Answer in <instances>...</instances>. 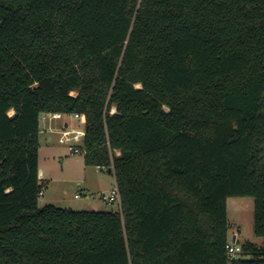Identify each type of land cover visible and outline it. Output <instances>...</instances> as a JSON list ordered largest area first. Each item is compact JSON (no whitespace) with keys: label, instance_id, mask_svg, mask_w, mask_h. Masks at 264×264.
<instances>
[{"label":"trees","instance_id":"obj_1","mask_svg":"<svg viewBox=\"0 0 264 264\" xmlns=\"http://www.w3.org/2000/svg\"><path fill=\"white\" fill-rule=\"evenodd\" d=\"M42 114L84 116L117 212L38 206ZM230 197L264 238V0H0V264H264Z\"/></svg>","mask_w":264,"mask_h":264},{"label":"rangeland","instance_id":"obj_2","mask_svg":"<svg viewBox=\"0 0 264 264\" xmlns=\"http://www.w3.org/2000/svg\"><path fill=\"white\" fill-rule=\"evenodd\" d=\"M73 123V128L83 131L78 120L63 115L60 120H43L40 123ZM49 122V123H50ZM41 143L38 161L44 169L45 179L41 181L42 194L38 206L53 205L59 208L85 212H117V204H108L100 199V194H109L114 187V176L106 170L87 167L83 163V154H73L69 146L80 149L81 141L61 144L59 135H47ZM81 150V149H80ZM83 189L81 195V191ZM77 195V197H75ZM228 222V242L232 243L233 235L239 245L247 242L264 248V238L253 234V199L249 197H230L226 200ZM248 259L249 257H245Z\"/></svg>","mask_w":264,"mask_h":264},{"label":"built area","instance_id":"obj_3","mask_svg":"<svg viewBox=\"0 0 264 264\" xmlns=\"http://www.w3.org/2000/svg\"><path fill=\"white\" fill-rule=\"evenodd\" d=\"M61 114H42L40 116V121L43 120H60L62 119ZM71 118L78 120L79 123H82L84 120L83 115L79 114H73L69 115ZM83 136V131L80 130H73V129H64L59 133V138L58 142L61 144H70V143H77L82 140ZM69 151L73 154H79L82 153L83 155L85 154L84 150H80L77 148H74L72 146H69ZM42 193H40L41 195ZM100 199L103 202H106L108 204H117L118 207L120 208V200H119V194L116 186H114L109 194L101 193L100 194ZM226 251H227V257L229 260L236 259L239 254L241 253V246L236 243L235 241L232 243H228L226 245Z\"/></svg>","mask_w":264,"mask_h":264},{"label":"crops","instance_id":"obj_4","mask_svg":"<svg viewBox=\"0 0 264 264\" xmlns=\"http://www.w3.org/2000/svg\"><path fill=\"white\" fill-rule=\"evenodd\" d=\"M52 121V120H51ZM84 121L85 119L83 120L82 123H78L79 125H82L84 127ZM48 121V123H40L39 122V139L40 137H44V143L45 145L46 144V138L45 137H48L47 135H59V133L64 130V129H73V130H76L75 128H73V123H53V122H50ZM40 146H41V143L39 142V149H40ZM39 152V151H38ZM39 154V153H38ZM84 163V161H83ZM38 178L41 181H44L46 180L45 178V172H44V169L40 168L39 166V161H38ZM114 186H115V180H114ZM79 190L81 191V195L82 194V191L83 189H80ZM77 197V195L75 196ZM234 239V241L237 243L236 241V235H233L232 237V240ZM233 242V241H232Z\"/></svg>","mask_w":264,"mask_h":264},{"label":"water","instance_id":"obj_5","mask_svg":"<svg viewBox=\"0 0 264 264\" xmlns=\"http://www.w3.org/2000/svg\"><path fill=\"white\" fill-rule=\"evenodd\" d=\"M111 170H109V172H110ZM233 242H234V239L232 240Z\"/></svg>","mask_w":264,"mask_h":264},{"label":"bare ground","instance_id":"obj_6","mask_svg":"<svg viewBox=\"0 0 264 264\" xmlns=\"http://www.w3.org/2000/svg\"><path fill=\"white\" fill-rule=\"evenodd\" d=\"M112 112H114V109L112 110Z\"/></svg>","mask_w":264,"mask_h":264}]
</instances>
